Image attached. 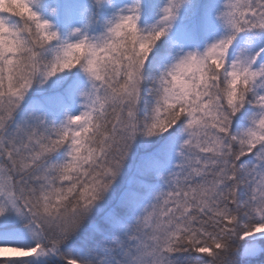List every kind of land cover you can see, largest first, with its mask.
<instances>
[{"label":"snow or ice","instance_id":"snow-or-ice-1","mask_svg":"<svg viewBox=\"0 0 264 264\" xmlns=\"http://www.w3.org/2000/svg\"><path fill=\"white\" fill-rule=\"evenodd\" d=\"M0 264H264V0H0Z\"/></svg>","mask_w":264,"mask_h":264}]
</instances>
